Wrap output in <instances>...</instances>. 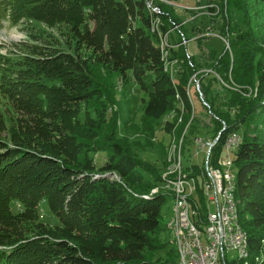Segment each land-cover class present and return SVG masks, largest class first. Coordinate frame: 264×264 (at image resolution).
<instances>
[{
	"label": "trees",
	"instance_id": "16d2710c",
	"mask_svg": "<svg viewBox=\"0 0 264 264\" xmlns=\"http://www.w3.org/2000/svg\"><path fill=\"white\" fill-rule=\"evenodd\" d=\"M228 4L234 7L233 0ZM0 7L14 26L41 23L66 37L62 48L55 36L28 33L25 49L0 55V89L12 107L9 124L0 110V264H152V253L168 248L160 217L173 196L161 187L172 141L158 167L136 158L121 140L105 138L113 128L96 69L125 81L131 76L146 96L149 145L178 132L188 159L197 138L214 142L220 134L209 164L221 169L226 142L233 134L241 137L229 162L239 220L250 254L262 252L264 141L250 129L259 111L264 115V91L255 98L251 92L255 59L264 55L258 29H235L223 20L220 33L229 48L203 73L196 61H186L183 48L162 49L147 0H0ZM158 9L164 33L181 24L165 5ZM168 58L179 63L178 80L166 70ZM198 72L199 90L193 91L189 80ZM99 153H107L102 164ZM204 168L203 159L202 167L185 170L196 182L203 212ZM13 202L22 208L18 214ZM42 202L60 225L43 223ZM168 252L171 260L163 264H178L176 251Z\"/></svg>",
	"mask_w": 264,
	"mask_h": 264
},
{
	"label": "rangeland",
	"instance_id": "374dc122",
	"mask_svg": "<svg viewBox=\"0 0 264 264\" xmlns=\"http://www.w3.org/2000/svg\"><path fill=\"white\" fill-rule=\"evenodd\" d=\"M157 4H159L160 6L165 5L168 11L170 10L171 12H175L174 14H177L180 17L181 21V24L172 28V30L170 31V37L167 36V40L170 43L168 54L170 49L172 50L183 48L181 51L183 52L184 50L187 56L186 61L193 64L194 60L201 66V70L199 72L204 73V71H207L206 66L211 64L212 62H215L216 58H218V56L223 52V49L226 46L227 49L229 48L227 38L221 37L222 34L220 33L223 25V20H225V22L227 21V26L230 23L232 26H234L235 29L245 28L249 26L252 27L253 31L258 29L259 33H257V35L261 36V38H264V0H233V8H230L228 0H224V2L223 0H163L161 2L158 1ZM211 6L213 8H211ZM220 14L223 16L221 17ZM174 29L176 30L173 31ZM227 30L229 31V29H227L226 27L223 35L227 34ZM28 33H33L41 37L55 36L56 39L61 40L62 48L63 46L66 47V37L61 36L58 31L49 30L41 23H36L33 25L30 24V26H27L25 24L14 26L8 19L7 13H5L0 7V55L7 56L12 52L25 49L27 42L31 41V39L27 36ZM255 60L257 62L255 70L256 72L254 71L255 84L254 88H251L253 98L257 97L259 95V92L264 91V55L262 54L258 56ZM167 66L170 72L174 74L175 80H178L180 74V66L178 61L170 60L168 58ZM199 72L192 76V78L189 80V83L191 82L193 91L197 88L199 90V81L195 79L196 75L200 74ZM96 73L99 80L103 84V90L105 93L103 105L106 109L107 118L111 124L110 127L113 128V131L111 133L108 131L105 133V138H112L113 141L121 140L126 148L130 149V153L132 155H135L136 158L149 161L158 167L161 166L163 164V161L165 160V147H168L169 143L172 141L167 155L168 168L163 174L167 173V175H170L169 172L174 170V160L176 159V154L178 155L177 157H180L181 166L183 160L182 167L185 168V175H187L185 172L186 168L188 169L187 171H192L195 168H200L203 166V158L202 156L196 155L195 149L190 152L188 159H182V148L180 147L182 141L180 143L177 142L178 132L176 133V135L163 134L161 137H157V140L151 143L152 145L148 144L150 138L147 130H149L150 128V123L145 121L142 117V99L146 96L139 91V88L137 87L131 76H129L125 81L123 79H119L116 76L108 74L102 69H96ZM262 103L264 102H261V104ZM0 110L5 117L6 123L9 124L10 115L8 112L12 111V107L9 103L8 98L2 93L1 89ZM92 115L94 116V114ZM263 116L264 115L262 114V111H259V119L253 122V124L250 126V129L253 132V136L259 137L262 141H264ZM206 121V123L209 122L208 120ZM115 124L120 125L118 131L116 130V132ZM200 139L201 138H197L196 140L198 141ZM196 140L195 144L197 143ZM133 141H138L140 144H133ZM103 143L104 142H102V144ZM178 143L179 146H177ZM235 149H233L232 151H234ZM106 154L107 153H99L98 155H96L97 163L102 164ZM225 154L226 151L224 150L219 164L221 167L219 168H221L222 172L229 170L234 177L232 165L233 162L232 164L226 162L224 168ZM172 160L174 162H172ZM206 168L207 167L205 165L204 169L206 170ZM112 176L113 178L120 181L117 175ZM189 180L192 181L193 185H196L194 179ZM204 186L205 185L203 184V188ZM159 190V188H156V190H153L151 194H155L156 192L158 193ZM161 190H164L163 182ZM166 191L167 190H165L164 192ZM168 192L171 193L172 191ZM196 194H194V196ZM236 197H239L238 191L236 192ZM204 201L205 205H209L208 196L205 195ZM199 204L202 209V205L200 202ZM173 208L174 200L168 199L167 203L162 209L160 217V224L163 228L161 232V240L168 243V248L165 252L162 251L152 253L153 256L151 257V259L147 260L152 264H163V259L171 260V256L168 251H171L172 249L176 251L175 244L172 243L171 231L167 229V226L173 216ZM11 209L12 213L14 214H18L22 211V208L17 202H13L11 204ZM39 210L43 223L50 224L51 226L60 225L59 219L50 212L47 202H42L40 204ZM261 234L264 237V231ZM262 241V254L252 253L251 258L249 259V264H264V238ZM235 256L236 255L233 251L227 252V259L229 264L235 263ZM158 258L161 259L159 262L157 261Z\"/></svg>",
	"mask_w": 264,
	"mask_h": 264
},
{
	"label": "built area",
	"instance_id": "2783aa9c",
	"mask_svg": "<svg viewBox=\"0 0 264 264\" xmlns=\"http://www.w3.org/2000/svg\"><path fill=\"white\" fill-rule=\"evenodd\" d=\"M164 34H170V32H165ZM236 141L237 138H234V141H227L225 144L224 168L226 162H233L231 151L235 149ZM214 142H205L201 138L200 142L195 145L196 155L203 157L207 167L204 185L205 190H209V196L212 199L210 219H203L197 199L190 195L188 175H162L164 190L172 191L177 208L184 209V229H179L182 239L181 264H225L227 248H240L241 250L240 237L232 224L231 206L233 195L231 192H227V185L232 183V179H227L225 186H217V172L209 164L211 150L215 146ZM215 189H223L224 196L227 197V204L216 203V198L214 197ZM145 196H152V194ZM186 206H193V211L197 213V221L201 223L202 232H207V237L209 238L208 247H201L199 242H197V234H193L190 227L187 226L188 214H186ZM218 213H225V220H218ZM215 254H222V262H215Z\"/></svg>",
	"mask_w": 264,
	"mask_h": 264
},
{
	"label": "bare ground",
	"instance_id": "6f19581e",
	"mask_svg": "<svg viewBox=\"0 0 264 264\" xmlns=\"http://www.w3.org/2000/svg\"><path fill=\"white\" fill-rule=\"evenodd\" d=\"M158 1H163V0H158ZM158 1L157 0H147V8L149 10V13L154 16V20L152 21V28L151 27L150 28L161 39L162 49L165 50L166 48H169L170 46L167 40V36L170 37L169 36L170 34L163 33L162 24L160 22V19L156 16V14L159 13V9H158L159 5L157 4ZM211 8L213 7L211 6ZM166 70H169L167 65H166ZM234 138H237V141L235 143V147H237L240 143V137L238 136V134L231 135L228 141H234ZM200 140L198 141L196 140L197 143L195 145H197L200 142ZM204 141L211 142L209 140H204ZM177 146H179V144ZM182 152L181 154H183ZM177 153H178V150H177ZM177 156L178 155L176 154V159L175 160L173 159L175 161L174 170H172L169 173L170 175L183 176L185 175L184 174L185 168L182 167L183 160H182V166H181L180 157H177ZM173 160L172 162H174ZM215 171L217 172V177H218L217 186H225L227 179H232V183H229V185H227V192H231L233 195L232 206H231L232 224L236 228L238 236L240 237L241 250L240 248H227V252L233 251L235 253L236 256L234 257V259L236 260L234 264H249L248 259L250 258V255H251L250 247H249L250 246L249 237L247 233L244 231V229L242 228L240 220H239V210H238L239 201L237 200V197H236L237 187H236L235 178L233 177V175L230 173L229 170L222 172L221 169H215ZM164 175H167V173H165ZM204 175H207V168L204 171ZM188 181H189L190 195L195 197L194 194H196V190H197L196 185H193L191 180L188 179ZM204 195L208 196L209 205H206L207 210L203 212L198 201H197V204L199 206V211L203 219H210L211 213H212V199L209 196V190H205V186H204ZM214 197L216 198L217 204H227V197L224 196L223 189H215ZM173 200H174L173 216L168 224V228L171 231L172 241L176 247L178 264H181V252L180 251H181V246H182V239L179 233V229H184V209L177 208L174 197H173ZM186 214H188L187 226L190 227L191 232L193 234H197V242H199L201 247H208L209 238L207 237V232H202L201 223L197 221V213L193 211V206H186ZM218 220H225V213H218ZM243 256H244V261H243ZM215 262H222V254H215ZM225 264H229L228 259L225 260Z\"/></svg>",
	"mask_w": 264,
	"mask_h": 264
},
{
	"label": "water",
	"instance_id": "95a60500",
	"mask_svg": "<svg viewBox=\"0 0 264 264\" xmlns=\"http://www.w3.org/2000/svg\"><path fill=\"white\" fill-rule=\"evenodd\" d=\"M224 129H225V128H224ZM224 129H223V130H224ZM219 138H220V135H219V136L217 137V139L215 140V142H214L215 144L217 143V141H218Z\"/></svg>",
	"mask_w": 264,
	"mask_h": 264
}]
</instances>
